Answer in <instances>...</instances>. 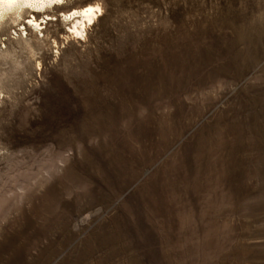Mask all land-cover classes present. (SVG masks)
Listing matches in <instances>:
<instances>
[{
  "label": "rangeland",
  "instance_id": "obj_1",
  "mask_svg": "<svg viewBox=\"0 0 264 264\" xmlns=\"http://www.w3.org/2000/svg\"><path fill=\"white\" fill-rule=\"evenodd\" d=\"M54 3L0 20V264H264V0Z\"/></svg>",
  "mask_w": 264,
  "mask_h": 264
},
{
  "label": "bare ground",
  "instance_id": "obj_2",
  "mask_svg": "<svg viewBox=\"0 0 264 264\" xmlns=\"http://www.w3.org/2000/svg\"><path fill=\"white\" fill-rule=\"evenodd\" d=\"M61 1L63 0H0V20L6 18L12 20L14 19L15 21V15H17V13L27 10L30 11L32 15L28 17L23 24L34 26L37 30H39L42 29V23H46V20L44 21V17L42 16V20L39 21L35 16V13H38L40 9L47 8L48 5L50 6L54 2L58 3ZM100 10L101 7L97 4H87L83 7L72 8L67 12H63L61 17L63 21H71V25L69 27L70 33L82 35L84 31H86L85 27H87V23L94 21L98 11ZM46 16H49V14L46 13ZM23 30H25V28H23Z\"/></svg>",
  "mask_w": 264,
  "mask_h": 264
}]
</instances>
